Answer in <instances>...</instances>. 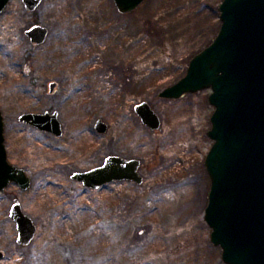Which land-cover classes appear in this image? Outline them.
<instances>
[{
    "label": "rangeland",
    "instance_id": "rangeland-1",
    "mask_svg": "<svg viewBox=\"0 0 264 264\" xmlns=\"http://www.w3.org/2000/svg\"><path fill=\"white\" fill-rule=\"evenodd\" d=\"M222 1L145 0L128 13L114 0H42L32 11L9 1L0 13V108L8 159L32 183L0 191V264H227L205 219L212 90L159 96L217 35ZM34 24L49 28L45 43L26 34ZM142 101L159 128L142 122ZM46 110L59 111L63 135L19 120ZM110 154L141 159L143 182L92 189L72 178ZM16 198L38 226L27 246L10 216Z\"/></svg>",
    "mask_w": 264,
    "mask_h": 264
},
{
    "label": "water",
    "instance_id": "water-1",
    "mask_svg": "<svg viewBox=\"0 0 264 264\" xmlns=\"http://www.w3.org/2000/svg\"><path fill=\"white\" fill-rule=\"evenodd\" d=\"M10 0H0V13ZM35 10L42 0H23ZM145 0H114L119 12L128 13ZM221 26L212 42L195 54L186 74L165 87L160 97L177 99L186 93L210 88L215 107L208 135L213 143L205 157L211 180L205 219L212 242L222 248L227 264H264V0H223L219 5ZM31 41L43 43L48 28L34 24L26 30ZM56 84H51L53 90ZM142 122L152 129L161 126L159 114L147 101L135 107ZM22 122L63 134L58 111L25 112ZM98 132L108 124L97 119ZM5 120L0 108V191L12 182L22 189L31 186L23 167L11 163L5 143ZM141 160L109 155L103 164L75 171L72 178L97 189L116 180L142 183ZM10 216L18 228L17 242L28 245L38 226L15 199ZM0 257L3 252L0 251Z\"/></svg>",
    "mask_w": 264,
    "mask_h": 264
},
{
    "label": "flooded vegetation",
    "instance_id": "flooded-vegetation-1",
    "mask_svg": "<svg viewBox=\"0 0 264 264\" xmlns=\"http://www.w3.org/2000/svg\"><path fill=\"white\" fill-rule=\"evenodd\" d=\"M45 26V25H44ZM48 28V27H47ZM48 35H49V28H48ZM47 38H48V36H47ZM31 40V39H30ZM47 40V39H46ZM46 40L43 42V43H45L46 42ZM34 43V42H33ZM43 43H41V44H43ZM35 44H37V43H35ZM52 83H55L56 85L54 86V88H53V90L51 89V84ZM57 85H58V82L57 81H51L50 82V92L51 93H53L54 91H55V89H56V87H57ZM136 107V106H135ZM46 111H50V110H46ZM45 111V112H46ZM54 111H58V110H54ZM53 111V112H54ZM51 112V111H50ZM58 113H59V111H58ZM60 119V118H59ZM98 119H101V118H98ZM160 119H161V117H160ZM103 120V119H102ZM142 120V119H141ZM61 121V120H60ZM97 121V120H96ZM104 121V120H103ZM105 123H107L106 121H104ZM62 123V122H61ZM96 123V122H95ZM108 124V128H107V131L109 130V123H107ZM161 124H162V120H161ZM62 127H63V125H62ZM96 129V128H95ZM106 131V132H107ZM106 132H104V133H106ZM63 133H64V128H63ZM101 133V132H100ZM63 135V134H62ZM110 155H115V154H110ZM117 155H119V154H117ZM109 156V155H108ZM120 156H122V155H120ZM124 157V156H123ZM125 158H129V157H125ZM135 158V157H134ZM137 159H139V158H137ZM141 160V159H140ZM104 161H105V159H104ZM104 163V162H103ZM102 163V164H103ZM141 164H142V162H141ZM101 165V164H100ZM99 166V165H98ZM141 166V165H140ZM96 167V166H95ZM92 168H94V167H92ZM92 168H89V169H92ZM89 169H82L81 171H85V170H89ZM139 169H140V167H139ZM76 171H79V170H76ZM75 172V171H74ZM73 172V173H74ZM139 172H140V170H139ZM75 180V179H74ZM79 182H81V181H79ZM82 183V182H81ZM83 184V183H82ZM86 187V186H85ZM86 188H88V187H86ZM33 241V240H32ZM22 245V244H21ZM29 245V244H28ZM23 246H27V245H23ZM3 255H4V253H3Z\"/></svg>",
    "mask_w": 264,
    "mask_h": 264
},
{
    "label": "trees",
    "instance_id": "trees-1",
    "mask_svg": "<svg viewBox=\"0 0 264 264\" xmlns=\"http://www.w3.org/2000/svg\"><path fill=\"white\" fill-rule=\"evenodd\" d=\"M155 26H156V27H154V28H151V30H152V29H157V28H158V25H157V23H155Z\"/></svg>",
    "mask_w": 264,
    "mask_h": 264
}]
</instances>
